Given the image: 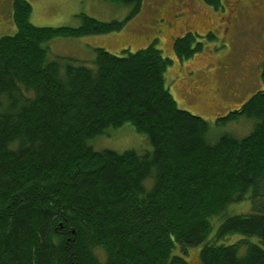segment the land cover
Returning a JSON list of instances; mask_svg holds the SVG:
<instances>
[{
  "label": "trees",
  "instance_id": "1",
  "mask_svg": "<svg viewBox=\"0 0 264 264\" xmlns=\"http://www.w3.org/2000/svg\"><path fill=\"white\" fill-rule=\"evenodd\" d=\"M109 1L132 12L80 13L76 27L34 25L31 4L12 1L16 29L0 36V264H189L196 246L199 264H264V62L261 88L219 117L252 129L212 141L209 122L176 104L170 58L153 43L96 47L93 66L49 56V40L120 30L143 3ZM195 36L174 41L181 60L200 50ZM124 123L150 149L89 143ZM247 198L248 212H228Z\"/></svg>",
  "mask_w": 264,
  "mask_h": 264
},
{
  "label": "rangeland",
  "instance_id": "2",
  "mask_svg": "<svg viewBox=\"0 0 264 264\" xmlns=\"http://www.w3.org/2000/svg\"><path fill=\"white\" fill-rule=\"evenodd\" d=\"M12 1L0 0V36L13 33ZM30 21L37 26H73L81 23L80 13L102 21L123 20L132 12L130 5L109 0H27ZM190 28L184 30L185 26ZM264 0H222L214 8L204 0H143L140 10L127 18L120 30L78 37L57 36L45 43L50 57L69 58L93 66L96 47L124 54L154 44L170 58L165 81L178 107L209 122L212 141L228 133L244 137L253 120L219 119L238 108L261 88L260 70L264 62ZM195 31L201 48L187 59L174 52L173 39ZM208 32V33H207ZM210 34L212 37H208ZM96 150L126 149L145 151L150 144L130 123L111 128L92 139ZM228 212L250 210L249 199L232 203ZM231 237V236H230ZM237 235L227 241H233ZM200 246L190 247L184 255L189 264H199ZM175 245L173 253H180Z\"/></svg>",
  "mask_w": 264,
  "mask_h": 264
},
{
  "label": "flooded vegetation",
  "instance_id": "3",
  "mask_svg": "<svg viewBox=\"0 0 264 264\" xmlns=\"http://www.w3.org/2000/svg\"><path fill=\"white\" fill-rule=\"evenodd\" d=\"M187 28H190L189 25H186L184 30L187 29ZM187 33H192V34H196L197 35V32L195 31H186L185 33H183L182 35H178L176 36L174 39H173V44H174V41L180 37H182L183 35L187 34ZM208 33V32H207Z\"/></svg>",
  "mask_w": 264,
  "mask_h": 264
}]
</instances>
